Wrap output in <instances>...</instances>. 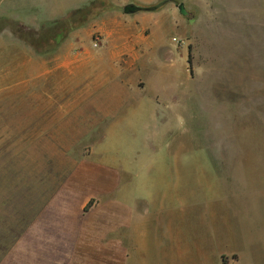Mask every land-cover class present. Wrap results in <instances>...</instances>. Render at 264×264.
I'll use <instances>...</instances> for the list:
<instances>
[{"label": "rangeland", "instance_id": "obj_1", "mask_svg": "<svg viewBox=\"0 0 264 264\" xmlns=\"http://www.w3.org/2000/svg\"><path fill=\"white\" fill-rule=\"evenodd\" d=\"M66 1L81 6L58 15L65 16L62 26L51 24L55 12L37 6L0 15V264H82L67 237L92 209L91 194L101 192L85 164L95 162L87 156L92 150L113 140L107 132L116 115L102 116L83 99L89 88L97 100L122 83L95 72L57 69L46 75L45 63L60 67L53 56L66 35L102 21L125 0ZM168 3L171 11L159 9ZM156 7L147 22L148 39L135 49L140 63H148L140 66V77L175 100L159 110V145L181 149L183 165L211 168L208 180L222 187L215 194L239 199L247 234L255 235V253L264 264V0H159L149 9ZM138 14L128 20L132 26ZM78 44L95 47L92 40ZM122 46L116 37L106 51ZM159 69L169 72L159 77ZM247 256L252 263L249 250Z\"/></svg>", "mask_w": 264, "mask_h": 264}, {"label": "crops", "instance_id": "obj_2", "mask_svg": "<svg viewBox=\"0 0 264 264\" xmlns=\"http://www.w3.org/2000/svg\"><path fill=\"white\" fill-rule=\"evenodd\" d=\"M140 1L142 4L138 5L125 0L116 6L115 12L106 13L102 21L92 22L81 33H68L61 52L53 56L61 61L60 67L50 68L45 63L46 75L57 69L71 74L95 72L122 83L119 87H108L97 100L92 99L89 88L83 99V104L98 109L102 116L116 115L107 132L116 140L101 143V149L95 148L93 154L87 155H94L95 162L91 166L85 164V170L92 172L101 192L98 196L91 194L94 205L78 218L76 232L67 225L69 251H79L82 264H224V258L227 264H260L255 253L258 243L255 235L247 234L239 199L223 198L220 191L215 194L214 188L222 187L208 180L205 173L212 172L211 168L183 165L181 149L159 145V110L175 100L167 90L159 91L140 77V66L146 69L148 63H140L135 46L148 39L147 22L154 15L152 11L162 9L165 13L172 9L168 3L153 10L149 7L159 0ZM68 3L66 0H0V15L37 6L55 12L51 24L61 23L65 16H58L60 13L76 12L81 6L79 2ZM127 7L132 9L127 12ZM135 13H142L136 15V26L128 21ZM14 19L21 26L15 14ZM93 33L100 34L96 36L98 40H94ZM12 35L16 43V34ZM116 37L123 42L122 50L107 52ZM88 40L101 46L97 49L93 46L94 51L86 46L80 48L78 42ZM14 55L21 58L20 53ZM168 72L159 69L155 74L161 77ZM129 137L135 143L145 140L149 146L136 148L135 143L127 142ZM141 156L146 158L139 162ZM56 236L61 237L60 233ZM53 242L58 246L55 238ZM53 248L55 252L60 250ZM248 250L252 263L247 261Z\"/></svg>", "mask_w": 264, "mask_h": 264}, {"label": "trees", "instance_id": "obj_3", "mask_svg": "<svg viewBox=\"0 0 264 264\" xmlns=\"http://www.w3.org/2000/svg\"><path fill=\"white\" fill-rule=\"evenodd\" d=\"M157 8H158V7H156L155 9H157ZM131 9H132L131 7H127L125 10H126L127 12H129V10H131ZM188 61H189V64H190V68H191V70H192L193 55H192V47H191V46L189 47V57H188ZM223 261H224V264H227V262H226V258H224Z\"/></svg>", "mask_w": 264, "mask_h": 264}, {"label": "water", "instance_id": "obj_4", "mask_svg": "<svg viewBox=\"0 0 264 264\" xmlns=\"http://www.w3.org/2000/svg\"><path fill=\"white\" fill-rule=\"evenodd\" d=\"M155 9V8H154ZM153 9V10H154ZM179 10L181 11V13H183L184 15H187V11H186V9H185V6L184 5H180L179 6Z\"/></svg>", "mask_w": 264, "mask_h": 264}, {"label": "built area", "instance_id": "obj_5", "mask_svg": "<svg viewBox=\"0 0 264 264\" xmlns=\"http://www.w3.org/2000/svg\"><path fill=\"white\" fill-rule=\"evenodd\" d=\"M94 44H95V47H98L99 46L98 42H96V41H95Z\"/></svg>", "mask_w": 264, "mask_h": 264}]
</instances>
